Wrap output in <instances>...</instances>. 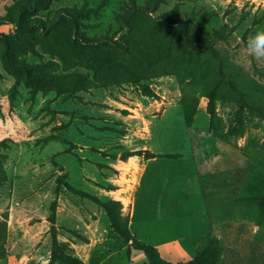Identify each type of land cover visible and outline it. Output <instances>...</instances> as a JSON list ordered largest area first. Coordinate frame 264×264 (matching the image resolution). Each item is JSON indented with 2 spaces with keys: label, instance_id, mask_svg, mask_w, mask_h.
<instances>
[{
  "label": "rangeland",
  "instance_id": "obj_1",
  "mask_svg": "<svg viewBox=\"0 0 264 264\" xmlns=\"http://www.w3.org/2000/svg\"><path fill=\"white\" fill-rule=\"evenodd\" d=\"M258 30L264 0H0V264H49L54 239L148 264L96 198L173 264H264Z\"/></svg>",
  "mask_w": 264,
  "mask_h": 264
},
{
  "label": "trees",
  "instance_id": "obj_2",
  "mask_svg": "<svg viewBox=\"0 0 264 264\" xmlns=\"http://www.w3.org/2000/svg\"><path fill=\"white\" fill-rule=\"evenodd\" d=\"M67 13L71 17H74L76 19L78 18L77 12L71 11ZM30 26L37 29L45 30V24L42 21H35ZM12 51V41H10L7 43V52H5V60L8 68L16 72L26 71L24 69L23 64H19L17 61H15L14 54L12 53ZM145 94L149 96H154L153 92L148 89L145 90ZM135 156H142L146 159L154 157L153 154L148 152H145L144 154L135 152L130 154H123L121 156V159L127 160L130 157ZM96 199L97 200L95 203L104 210L112 231L132 250L142 253L148 264H173L171 262L166 261L161 256L159 250L155 246L142 243L134 235H132L128 227V222L122 217V208L118 202L112 199H108L105 201H100L98 198ZM67 250V246L59 244L57 240L54 239L49 264H77L78 262L69 253H67ZM206 259L207 258H203L201 259V261L191 262L190 264H204L207 263V261L211 263L212 260L210 256H208L207 260Z\"/></svg>",
  "mask_w": 264,
  "mask_h": 264
},
{
  "label": "clouds",
  "instance_id": "obj_3",
  "mask_svg": "<svg viewBox=\"0 0 264 264\" xmlns=\"http://www.w3.org/2000/svg\"><path fill=\"white\" fill-rule=\"evenodd\" d=\"M245 51L256 59H264V30H258L248 36Z\"/></svg>",
  "mask_w": 264,
  "mask_h": 264
}]
</instances>
